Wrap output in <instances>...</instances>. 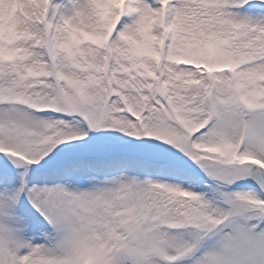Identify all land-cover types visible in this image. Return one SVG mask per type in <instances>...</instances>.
I'll use <instances>...</instances> for the list:
<instances>
[{"label": "snow or ice", "instance_id": "1", "mask_svg": "<svg viewBox=\"0 0 264 264\" xmlns=\"http://www.w3.org/2000/svg\"><path fill=\"white\" fill-rule=\"evenodd\" d=\"M0 264H264V0H0Z\"/></svg>", "mask_w": 264, "mask_h": 264}]
</instances>
